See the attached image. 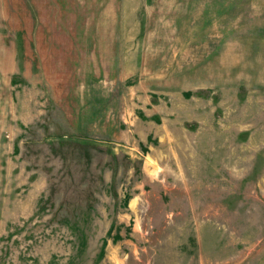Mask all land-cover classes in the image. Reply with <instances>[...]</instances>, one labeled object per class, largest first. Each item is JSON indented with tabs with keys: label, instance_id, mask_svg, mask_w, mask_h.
Masks as SVG:
<instances>
[{
	"label": "rangeland",
	"instance_id": "1",
	"mask_svg": "<svg viewBox=\"0 0 264 264\" xmlns=\"http://www.w3.org/2000/svg\"><path fill=\"white\" fill-rule=\"evenodd\" d=\"M0 264H264V0H0Z\"/></svg>",
	"mask_w": 264,
	"mask_h": 264
}]
</instances>
